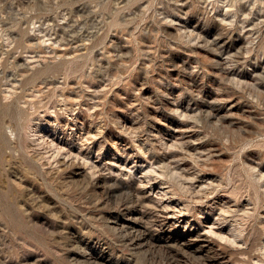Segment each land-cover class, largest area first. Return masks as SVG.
<instances>
[{
    "label": "rangeland",
    "instance_id": "obj_1",
    "mask_svg": "<svg viewBox=\"0 0 264 264\" xmlns=\"http://www.w3.org/2000/svg\"><path fill=\"white\" fill-rule=\"evenodd\" d=\"M0 264H264V0H0Z\"/></svg>",
    "mask_w": 264,
    "mask_h": 264
},
{
    "label": "bare ground",
    "instance_id": "obj_2",
    "mask_svg": "<svg viewBox=\"0 0 264 264\" xmlns=\"http://www.w3.org/2000/svg\"><path fill=\"white\" fill-rule=\"evenodd\" d=\"M179 163H180V162H179ZM83 168H84V167H83ZM180 171H181V170H180ZM144 186H145V185H144ZM148 186H149V184H148ZM170 186H171V185H170ZM140 187H141V186H140ZM172 193H173V192H172ZM166 195H167V194H166ZM164 196H165V195H164ZM165 204H166V203H165ZM159 206H160V205H159ZM165 206H167V205H165ZM165 206H164V207H165ZM166 208H167V207H166ZM168 208H169V207H168ZM174 214H175V212H174ZM169 215H170V213H169ZM176 215H177V214H176ZM176 215H175V216H176ZM162 217H163V216H162ZM167 219H168V218H167ZM135 222H136V221H135ZM211 228H212V227H211Z\"/></svg>",
    "mask_w": 264,
    "mask_h": 264
}]
</instances>
